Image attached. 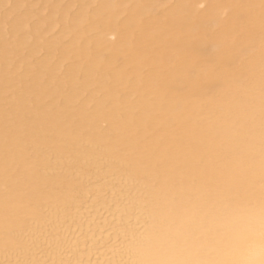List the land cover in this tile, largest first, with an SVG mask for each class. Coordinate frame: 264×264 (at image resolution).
Returning a JSON list of instances; mask_svg holds the SVG:
<instances>
[{"label": "bare ground", "instance_id": "bare-ground-1", "mask_svg": "<svg viewBox=\"0 0 264 264\" xmlns=\"http://www.w3.org/2000/svg\"><path fill=\"white\" fill-rule=\"evenodd\" d=\"M0 264H264V0H0Z\"/></svg>", "mask_w": 264, "mask_h": 264}, {"label": "rangeland", "instance_id": "rangeland-1", "mask_svg": "<svg viewBox=\"0 0 264 264\" xmlns=\"http://www.w3.org/2000/svg\"><path fill=\"white\" fill-rule=\"evenodd\" d=\"M67 1H68V0H67ZM98 1H100V0H98ZM65 2H66V0H65ZM77 6H78V7H77ZM39 8H40V3L37 4V5L35 6V9H39ZM78 8H79V5H78V3H77V5L72 9V12L75 13V12L78 10ZM75 9H76V10H75ZM31 20H32V21H31V24H32L33 22H34L33 24H35V22H36V18L33 17ZM58 32H59V30L56 29L55 32H51V33H49L48 36H50V37H51V36H52V37H53V36H56V35L59 34ZM40 55H41V56H40ZM43 55H44V52H41L38 56H39V58H40V57H42Z\"/></svg>", "mask_w": 264, "mask_h": 264}]
</instances>
